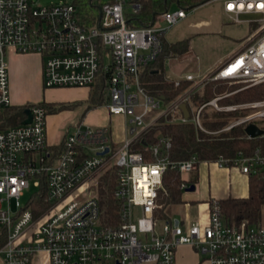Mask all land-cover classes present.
<instances>
[{"label":"built area","instance_id":"2783aa9c","mask_svg":"<svg viewBox=\"0 0 264 264\" xmlns=\"http://www.w3.org/2000/svg\"><path fill=\"white\" fill-rule=\"evenodd\" d=\"M98 1L88 0L81 8L74 0L41 5L34 0H0V110L12 105L6 63L11 48L39 54L43 88L97 89L102 97L99 105L128 120L119 145L112 141L107 124L78 121L66 129L58 147L49 146L45 120L49 111L40 101L27 104L30 122L0 127V264H42L34 262L38 252L45 253L46 264H175V247L181 243L203 253L209 264H264V223L244 218L230 222L222 217L216 199L209 200L205 221L155 213L166 168L182 174L200 161H211L238 167L248 176L258 173L264 180L261 145L248 153L238 149L231 156L203 160L195 153L171 158L166 135L144 142L145 151L132 147L162 116L190 121L205 134L244 127L250 121L264 129V96L220 100L264 82V0H221L223 11L234 18L247 11L262 17L254 20L257 27L244 45L217 67L168 78L173 86L184 87L171 100L146 91L142 71L159 55L164 32L186 16L185 9L165 8L152 21L133 25L127 19L139 7L136 0ZM207 81L231 87L194 101L193 94ZM182 102L188 117L182 114ZM206 110L240 113L209 128L203 124ZM245 136L252 137L246 132ZM254 137H264V132ZM107 167H113L116 179L115 223L103 220L98 196L88 184ZM187 180L181 181L182 189L189 185ZM30 184L32 195L21 203L19 198ZM36 196L46 206L34 214L30 201Z\"/></svg>","mask_w":264,"mask_h":264},{"label":"trees","instance_id":"16d2710c","mask_svg":"<svg viewBox=\"0 0 264 264\" xmlns=\"http://www.w3.org/2000/svg\"><path fill=\"white\" fill-rule=\"evenodd\" d=\"M84 5L88 0H80ZM86 1V2H85ZM99 2L98 0H91ZM139 7L128 17V24L138 25L152 21L153 15L164 10L175 2L178 6L188 9L201 4L207 0H136ZM91 3V2H90ZM188 39L183 38L172 43L163 44L162 50L156 59L146 66L142 71V86L146 91L156 96H162L166 100L175 99L183 90V85L173 86L171 81L163 72V60L166 56H175L188 50ZM224 82L216 83L207 81L201 91L193 94L194 101H205L214 93L230 88ZM264 96V82L249 86L246 89L236 92L232 96L221 98L222 102H233L239 100H250V98ZM89 106L99 105L102 97L97 89L90 90L87 97ZM48 106V111H55L58 106L49 101H40ZM28 103L15 104L4 107L0 110V127L15 125L22 122L24 118V108ZM240 111H203V124L209 128H218L231 116H236ZM166 135L171 140L169 156L173 159L186 158L195 153L198 159L214 158L218 155L231 156L240 149L245 153L259 144L264 149V137L245 136L242 125H236L230 130L221 131L218 134H205L198 132L190 121H169L164 116L159 117L156 122L143 133L142 140L138 138L132 144L133 149L145 151L144 142L155 140L156 136ZM162 187L158 189L155 201L159 204L155 213L164 216V208L171 203H179L183 189L180 183L183 180L181 174L174 168H166L162 174ZM96 191L98 192L99 204L103 209V220L115 223L118 213V201L113 195L115 176L113 167H107L105 172L99 176ZM248 194L246 196H227L216 199L220 205L222 217L230 222H237L240 219H247L251 222L258 221L261 210L264 208V180L258 173L248 176ZM46 206L41 197H34L30 201V207L34 214L41 211Z\"/></svg>","mask_w":264,"mask_h":264},{"label":"crops","instance_id":"0c3cea01","mask_svg":"<svg viewBox=\"0 0 264 264\" xmlns=\"http://www.w3.org/2000/svg\"><path fill=\"white\" fill-rule=\"evenodd\" d=\"M171 6L172 4H170V6H168L167 8L171 9ZM225 13L229 17L234 18L233 15L231 16L227 12ZM234 19L237 20V18ZM174 41H168L165 37L163 38L164 44L172 43ZM232 54H229L228 57H230V55ZM6 56L11 103L15 105L28 103L30 100L36 102L40 101L39 99L41 97V93L44 92L45 87H42L41 62L39 54L35 52L22 53L9 48L6 52ZM177 56L178 54H175V56H166L164 57V60L165 58H168L172 61L174 58H177ZM221 62L217 63L214 67H211V69L217 67ZM189 67L190 66L183 65L173 69L172 72H174L175 75H178L183 73L184 71H190L187 70L189 69ZM193 72L200 73L198 69ZM165 76L167 78H171L167 75ZM46 89L48 91H71L73 89L81 90L83 91V99L85 100V103H87L86 99L91 90L85 87L74 86L59 88L48 87ZM85 114H87L88 119L91 120L92 125L107 124L109 126V133L111 135L112 141L116 145H119L121 140L125 137V129L126 124H128V120L121 113L111 114L108 112L104 105H93L89 107L87 105L85 113H82V115ZM115 122H120L121 127L119 129V132L118 129L116 130V127L114 126ZM51 124L52 120H50L49 125L46 124L47 142L49 146H53L56 148L58 147L61 139L65 135L66 129L68 128L61 130L58 138L56 140H53L51 135ZM181 176L182 178L188 179L187 182L189 184L192 183L194 185V188L193 190L183 189L181 193L182 200L179 203H171L178 204L179 206L181 205V208L184 209V217L180 218H199L202 221H205L207 219L206 217L209 205L208 202L210 199H221L227 196H246L248 194V175L241 172L238 167H220L211 161H200L196 164L193 170L189 171L188 173H182ZM175 248V264H209L206 260L200 261V258L196 255L198 253L197 250H195L194 247L190 246L187 243H181ZM34 262H41L42 264H46L45 253L38 252L37 254H35Z\"/></svg>","mask_w":264,"mask_h":264},{"label":"rangeland","instance_id":"374dc122","mask_svg":"<svg viewBox=\"0 0 264 264\" xmlns=\"http://www.w3.org/2000/svg\"><path fill=\"white\" fill-rule=\"evenodd\" d=\"M50 1L56 2V0H34L35 3L40 5ZM66 1L71 2V0ZM74 1L77 2L81 8L87 4L86 1L84 5L80 0ZM173 6H177V4L173 2L171 8H173ZM185 12L187 13L186 16L171 25L169 29L164 32L163 36L168 41L187 38L189 42L188 50L178 54L177 58H174L172 61L165 58L163 72L169 77L175 76L174 72H172L173 69L183 65L190 66L187 70L196 71L198 69L200 73L211 70V67H214L217 63L227 58L229 54L241 48L245 43L244 39L258 24V22L254 20H236L229 17L222 10L221 0H208L202 2V4L185 9ZM39 100L51 101L54 105L58 106L55 111L46 114L45 118L47 125H49L50 120H52L50 126H52L51 135L53 140L58 138L61 130L65 128L71 130L70 128H72L75 122L82 121L86 124L92 123L91 120L88 119L87 114L82 115V113H85L88 104L85 103L83 91L81 90L48 91L45 88ZM30 101L28 103H30ZM114 126L119 132L121 127L120 122H115ZM105 169L94 174L91 181L88 182L89 187H92L97 195V182L100 178L99 176L105 172ZM33 190L34 187H32L31 184L28 188H25L19 198L20 202L25 203L28 201ZM11 205L13 208V200L11 201ZM164 216L174 218L184 217V209L178 204H168L164 208ZM260 216L261 218L259 221L264 223V208L261 210ZM161 218L162 217H160V219ZM197 252L196 255L200 258V261L204 260V254L198 250Z\"/></svg>","mask_w":264,"mask_h":264},{"label":"water","instance_id":"95a60500","mask_svg":"<svg viewBox=\"0 0 264 264\" xmlns=\"http://www.w3.org/2000/svg\"><path fill=\"white\" fill-rule=\"evenodd\" d=\"M262 17V13L256 11H247V12H239L237 13V20H258ZM162 98V96H161ZM180 108L182 110L183 116L188 117V111L186 104L182 102L180 104ZM25 117L21 120L23 123L30 122V109L28 107L24 108ZM243 129L245 132L251 137L258 136L264 132L263 128H259L254 122H249L244 125ZM107 150V148H105ZM194 185L191 183L185 189L193 190ZM177 220V219H176ZM175 220V221H176Z\"/></svg>","mask_w":264,"mask_h":264}]
</instances>
